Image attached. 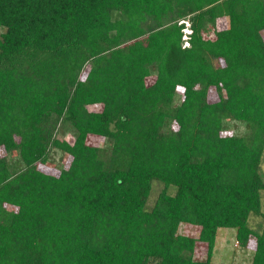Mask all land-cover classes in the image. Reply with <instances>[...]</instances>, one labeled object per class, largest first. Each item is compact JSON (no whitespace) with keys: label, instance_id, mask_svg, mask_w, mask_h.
I'll return each mask as SVG.
<instances>
[{"label":"trees","instance_id":"16d2710c","mask_svg":"<svg viewBox=\"0 0 264 264\" xmlns=\"http://www.w3.org/2000/svg\"><path fill=\"white\" fill-rule=\"evenodd\" d=\"M0 148V264H264V0H0Z\"/></svg>","mask_w":264,"mask_h":264},{"label":"rangeland","instance_id":"374dc122","mask_svg":"<svg viewBox=\"0 0 264 264\" xmlns=\"http://www.w3.org/2000/svg\"><path fill=\"white\" fill-rule=\"evenodd\" d=\"M187 26H189V23H186ZM190 30H185V45H187V36L189 34ZM155 81V76L149 77L148 82L153 83ZM178 100L181 98V91H179V94L177 96ZM240 131H244V126H239ZM68 140H71V134L67 135ZM91 142H100V138L98 136L93 135L90 138ZM6 153L2 148H0V156L5 155ZM13 157V156H12ZM58 157H55L52 162H49L47 165L41 166V168L47 172H57V170L60 168V166L63 164L64 166H67L70 161V157H66L61 162L57 160ZM260 170L262 175L264 176V155L261 162ZM162 186L161 185H155L154 191L152 192V195L150 197L149 204L152 205L158 196ZM262 212L261 215H254L250 218L251 225L259 230L264 231V191L262 193ZM180 231L185 234L197 236L198 235V228L196 226L191 225H185L182 224ZM236 233L237 230L235 228H221L218 233L217 238V244L215 248V252L213 255V261L218 263H234V264H252L253 262V256H254V248L253 246L249 248L241 247L240 244H238L236 239ZM197 256L199 258H206L207 257V245L205 243H198L197 246Z\"/></svg>","mask_w":264,"mask_h":264},{"label":"built area","instance_id":"2783aa9c","mask_svg":"<svg viewBox=\"0 0 264 264\" xmlns=\"http://www.w3.org/2000/svg\"><path fill=\"white\" fill-rule=\"evenodd\" d=\"M187 43H188L187 45H189V42H188V41H187ZM187 45H186V46H187Z\"/></svg>","mask_w":264,"mask_h":264}]
</instances>
